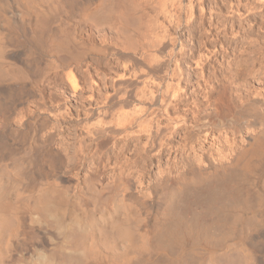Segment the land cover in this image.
I'll use <instances>...</instances> for the list:
<instances>
[{
	"label": "bare ground",
	"instance_id": "bare-ground-1",
	"mask_svg": "<svg viewBox=\"0 0 264 264\" xmlns=\"http://www.w3.org/2000/svg\"><path fill=\"white\" fill-rule=\"evenodd\" d=\"M187 1L0 0V264H264V189H251L264 168V69L248 63L264 59L263 40L243 36L230 64L210 66L230 106L192 122L191 142L238 132L229 151L198 164L192 143L172 145L176 122L156 120L190 80L177 65L161 77L187 47L169 31L188 25L219 43L232 34L227 18L190 26ZM228 5V18L252 11L249 0ZM150 78L157 89H140ZM91 146L107 147L110 166L78 184L72 171ZM180 152L154 182L115 174Z\"/></svg>",
	"mask_w": 264,
	"mask_h": 264
},
{
	"label": "rangeland",
	"instance_id": "rangeland-1",
	"mask_svg": "<svg viewBox=\"0 0 264 264\" xmlns=\"http://www.w3.org/2000/svg\"><path fill=\"white\" fill-rule=\"evenodd\" d=\"M228 1L229 0H227V1L226 0H194L192 2L193 4H192V10L191 11L193 12V17H192L193 19L190 18L188 20L189 23H191L190 26H192V27L196 26L197 27L200 24V22L204 21L203 23H205V28H207L208 24L210 23V19L213 18L216 21L220 22V21L225 20L227 18L226 23H227V26L231 30V31H229V34L230 33H232V34H230V35L227 34L226 36H224V39L220 40V43H219V41L214 40L215 39L214 36L208 35L204 32H201V33L197 32V34L192 35L189 32L188 25H185V26L183 25V26H181V28L173 27L172 28L173 30L171 29L169 31V33L173 37L177 38L178 40L180 39V41H182L184 43L185 47L187 45L186 51L184 52L185 54L174 53L175 55L174 54L173 55L176 57H172L173 62L171 61V63H170L171 68L167 69L166 70L167 72L164 71L163 72L164 74L163 73L161 74V77H162V75H163V77L164 76L167 77L166 74L169 73V71H171V69H173V67L177 68V66H178V69L185 71V74L187 73L186 77H188V79H190L185 84L180 85L181 90L178 92V95L176 97H174L175 100L173 99L171 101V104H169V106L167 107V110H166L167 112L165 114H167V113L168 114L162 115L161 117L157 118L156 120L158 121V125L163 126V127L165 125H167V123L168 124L170 123L169 126H171L173 121L176 122L175 127L178 128L179 130L176 132L177 135L175 134L173 139H172V142H173V143L171 142L172 145H176V146H178L179 144L191 145V143H192L193 151H191L189 153V155L193 156L192 159H194L196 156L194 161H198L197 162L198 164H200V161H201V165L204 161V158H209V157L215 156V154H219L220 152L222 154H224L227 151H229L230 148H233V146L237 144V142L241 139L242 136L240 134H238V132H235V131H230V130L224 131V130L213 129L211 132H209L207 135H205L201 140L191 142L189 135L192 131V122L194 124V120H199L203 116L207 118L209 116L214 115V112H215V114L219 113L222 108H227L230 106L229 102L227 101L228 100L227 94H229V92H227V90H226V89H228V91H229V88L225 85V84H227V82H224L223 80H225V79H223L221 76H218L219 77L218 78L217 74L219 75V73H220L219 71L220 70L222 71L223 68H225L227 66V64H230V61L233 59L232 58L233 56L231 55L232 50H233V53L238 54V51H240L242 49V47L245 46L244 37H248V39L250 38V40H252V39L253 40H261V41L263 40L262 43H264V39H263L264 38V3L259 4V2L258 3L256 2V0H249V3L251 4L252 11L248 12L245 16H232V17L228 18V16H229L228 13L225 14L226 12H228V6H229ZM230 1H234V0H230ZM186 3L188 4L187 0H186ZM201 7H203V8H201ZM221 12H222V16L220 14ZM197 16H200V18ZM216 16H217V19H216ZM185 17H186V15L182 16V18H184V19H185ZM200 19L201 20L203 19V20L201 21ZM161 23L165 24L164 21H161ZM241 30H242V32H241ZM222 35L223 34H221L219 36L223 37ZM235 36H236V38H233ZM238 39H239V41H238ZM198 43H199V45H198ZM188 45H190V47L192 46V48H189ZM225 45H227V46H225ZM197 48H199V49H197ZM188 49H190V51ZM192 49H193V51H195V53L198 54L199 60L197 59V57H198L197 54H195L197 57L196 56H190L189 53L192 52L191 51ZM197 51H199L200 54ZM204 55L205 56L207 55L206 57H208V56L212 57L213 62L211 61V63H213V64L215 63V64L211 65V63H210V65H209V63H208V64H206L207 66L209 65L207 67L205 65V63L202 61L204 59ZM200 56H203V57H201L203 59L200 60ZM256 60L257 59H254V60H250L248 62V63H250V67L252 66L255 70H257V69L261 68L260 66H263L262 69H264V59L258 63H256ZM201 61L204 64L199 63ZM214 61H216V62H214ZM210 66L211 67L214 66L215 71L217 70L216 72H219V73L215 74L214 73L215 71L213 72L212 70H210ZM217 68L218 69L220 68V69L218 70ZM247 71H249V70L245 69V72H247ZM205 73H206V75H205ZM211 75H213V76H211ZM99 76L101 78L103 77L102 74H99L98 77ZM214 76H216L218 78V80H216L217 78H215ZM189 77H191V78H189ZM96 78H97V76H96ZM107 78L108 77H105L104 79L106 80ZM209 79H211V80H209ZM219 79H222V81L219 82L220 81ZM152 80L153 79L150 78V79L140 81L142 84V86H141L140 82L138 83L140 85V89L144 88V90H146V91L147 90L150 91V89H151V91H155L157 89V86H158L157 83L158 82L155 80H153V81ZM204 80H206V81L204 82ZM216 81H218L219 83ZM207 82H209V84ZM223 83L226 86V88L223 87ZM105 86L106 85H104V87H103L104 90H105ZM145 88H147V89H145ZM104 90H102V91L104 92ZM91 93H92V91H91ZM131 107H132V111H133V106H131ZM131 107L129 108V106H128V108H126L124 111L130 112ZM254 113H255L257 119H259V120L262 119V116L260 115V113L255 112V111H254ZM206 114H208L209 116ZM149 117L147 116L146 119H148ZM169 118L172 119L173 121H166ZM180 119L182 121H184V123H182V121ZM144 134L141 137L139 136L138 139L134 140L131 144L133 145V143L135 142L134 144H138L139 147H142L143 143L146 141V136ZM123 142H124L123 140L119 142V144H118L119 147L117 145L116 149L114 150L115 152L113 153V156H115V154L118 153L120 146H122V144H124ZM105 149H107V147L94 153V147L91 146L90 155L91 156L93 155L91 157V159L89 161H87V163H85L84 167L78 166V167H75L74 170L72 171L78 176L75 178V181H77L76 183H78V184L82 183V180L84 178H88L90 176V174H93L94 171L102 172L103 169L108 170V168L110 166V163H109L110 161L108 160L109 155H107ZM128 152H130V150ZM180 154H181V152L177 154L178 157L176 156V159H174V156H175L174 154H171L170 156L168 154H166L164 156V158H162L158 163L156 162L158 165L156 163L151 164L148 167H145L142 171L140 170V167H142V162H140V163H138V165L136 164V165L128 166L125 171L117 169L115 174L121 173V175L127 176V173L132 172V174L129 175L130 181H133V180L135 181L136 179H139L141 177V179L145 181V184L147 181H150V182L153 181L154 182V181L158 180V178L160 177V174H161L160 171H162V169L164 170V169H167V167L170 168L169 166H171V169L175 170L174 164L179 161ZM126 155L127 154H125V158H126ZM125 158L122 157L121 159H119V162H123ZM177 158H178V161H177ZM172 161H174V162H172ZM103 165H108V166L103 168ZM263 170H264V168L258 172L256 177L252 178V179H254V178L255 179H254V181L252 180L251 187L252 186L253 187L251 189H254V190H261L262 188L264 189V174H263L264 171ZM137 174H140V175H137ZM107 176H108V174H106L105 177L102 178L104 180L100 179L101 182H99L100 184L98 183L99 184L98 186H100L101 184L109 182V180L107 179ZM173 185H171V186L169 185L167 188L165 187L166 188L165 191L161 192V197H163V195H165L168 192L167 190H171V192H172L174 190ZM258 188H261V189H258ZM262 193L264 196V190H262ZM161 197L158 196V198H161ZM179 197H181V196H179ZM179 197L177 198V200L180 199ZM196 207H198L197 211H199L201 208L200 205H197ZM256 210L257 209H255V206H254V208L251 210V212H247L246 214L251 215L252 213H256L255 212ZM186 215H187V213H186ZM187 217H189V216L187 215Z\"/></svg>",
	"mask_w": 264,
	"mask_h": 264
}]
</instances>
